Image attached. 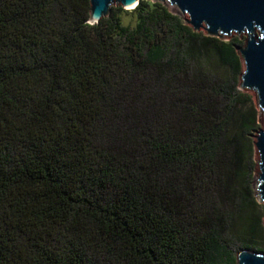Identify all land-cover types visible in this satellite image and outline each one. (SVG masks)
Here are the masks:
<instances>
[{"label": "trees", "instance_id": "16d2710c", "mask_svg": "<svg viewBox=\"0 0 264 264\" xmlns=\"http://www.w3.org/2000/svg\"><path fill=\"white\" fill-rule=\"evenodd\" d=\"M0 0V264H237L260 250L236 43L160 2Z\"/></svg>", "mask_w": 264, "mask_h": 264}, {"label": "water", "instance_id": "95a60500", "mask_svg": "<svg viewBox=\"0 0 264 264\" xmlns=\"http://www.w3.org/2000/svg\"><path fill=\"white\" fill-rule=\"evenodd\" d=\"M176 6L188 14L193 30H205L210 36L228 37L234 33L248 36L240 52L245 64L241 87L256 92L264 118V0H152ZM89 25L93 26L109 15L114 5L123 10L135 8L139 0H89ZM256 147L259 154L257 189L264 203V121L258 130ZM237 264H264V251L242 248Z\"/></svg>", "mask_w": 264, "mask_h": 264}, {"label": "rangeland", "instance_id": "374dc122", "mask_svg": "<svg viewBox=\"0 0 264 264\" xmlns=\"http://www.w3.org/2000/svg\"><path fill=\"white\" fill-rule=\"evenodd\" d=\"M141 1V0H139ZM151 2H154L151 0ZM161 4H163L165 7H167L168 9V12L175 15V16H178L180 18L183 19V21L191 26L190 24L187 23V21L189 20V15L188 14H183L181 13V10L176 7V6H172L171 4H168L167 2H160ZM113 7H119V5H114ZM121 8V7H119ZM122 11H120V16H121V21L124 25H128V24H131V25H134L135 24V18L134 16L130 13V10H123L121 8ZM192 28V26H191ZM193 29V28H192ZM195 32H198L199 34H208L205 30H201V31H197V30H194ZM210 35V34H208ZM217 37V36H216ZM220 38V37H218ZM223 40H226V41H229V42H234L236 43V50L238 51V53L240 54V60H241V73H239V78H238V81H240V85H239V88L238 90L240 91V93H246L248 95L247 97V104L245 106L246 109H250L252 112H255V116L257 117V131L254 133V135L252 136L253 140H254V152H253V165L251 168V171L253 172V175H252V179H251V184H250V192H251V196L253 197V202L256 204V213H258V219H259V223H260V228H261V231L260 233L258 234V240H259V243H260V250L261 251H264V203L261 201V198L259 196V192H258V189H257V177H258V173H259V164H258V160H259V154H258V149L256 147V136L258 134V130L260 128L263 127V121H264V118L262 116V113H261V110L259 108V100H258V96L256 95V92L253 91V90H245L241 87V75L242 73L244 72L245 70V64H244V61H243V58H242V55H241V52H240V47L244 46L245 45V42L247 41L248 39V36L246 33H234L232 34L231 36H228V37H224V38H221Z\"/></svg>", "mask_w": 264, "mask_h": 264}]
</instances>
